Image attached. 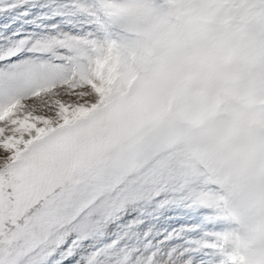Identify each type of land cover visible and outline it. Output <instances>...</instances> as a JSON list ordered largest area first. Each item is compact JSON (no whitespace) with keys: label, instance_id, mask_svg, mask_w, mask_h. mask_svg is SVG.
<instances>
[{"label":"snow or ice","instance_id":"6c2138e0","mask_svg":"<svg viewBox=\"0 0 264 264\" xmlns=\"http://www.w3.org/2000/svg\"><path fill=\"white\" fill-rule=\"evenodd\" d=\"M18 7L71 27L0 31V264H109L95 240L185 189L230 225L197 251L264 264V0Z\"/></svg>","mask_w":264,"mask_h":264},{"label":"rangeland","instance_id":"374dc122","mask_svg":"<svg viewBox=\"0 0 264 264\" xmlns=\"http://www.w3.org/2000/svg\"><path fill=\"white\" fill-rule=\"evenodd\" d=\"M24 7L0 13V31L23 30V34L44 35L48 29L41 26L60 24L65 30L71 27L62 18L41 19L47 8L36 7L30 15L22 16ZM125 220L117 229H108L94 241L103 253V259L112 264L121 254L144 252L148 255L175 254L176 264L193 257V264H212L204 251H197L200 242L212 239L210 233L222 232L230 225L218 218L214 209L195 202L189 189L166 192L151 201H142L129 209ZM114 241H119L112 247ZM183 254V257H181ZM218 259V258H217Z\"/></svg>","mask_w":264,"mask_h":264}]
</instances>
